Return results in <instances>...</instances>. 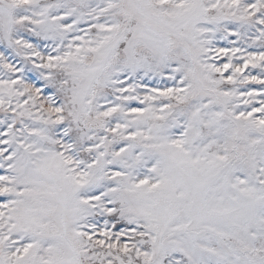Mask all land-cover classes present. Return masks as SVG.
<instances>
[{
	"label": "snow or ice",
	"instance_id": "6c2138e0",
	"mask_svg": "<svg viewBox=\"0 0 264 264\" xmlns=\"http://www.w3.org/2000/svg\"><path fill=\"white\" fill-rule=\"evenodd\" d=\"M0 264H264V0H0Z\"/></svg>",
	"mask_w": 264,
	"mask_h": 264
}]
</instances>
